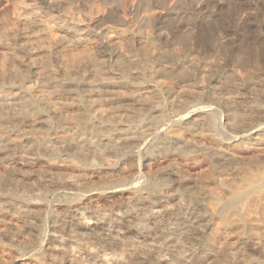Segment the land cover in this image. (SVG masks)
Segmentation results:
<instances>
[{"label":"rangeland","instance_id":"obj_1","mask_svg":"<svg viewBox=\"0 0 264 264\" xmlns=\"http://www.w3.org/2000/svg\"><path fill=\"white\" fill-rule=\"evenodd\" d=\"M263 54L264 0H0V264H264Z\"/></svg>","mask_w":264,"mask_h":264},{"label":"bare ground","instance_id":"obj_2","mask_svg":"<svg viewBox=\"0 0 264 264\" xmlns=\"http://www.w3.org/2000/svg\"><path fill=\"white\" fill-rule=\"evenodd\" d=\"M63 31V30H62ZM70 32H68L67 30H65L64 31V36L65 35H67V34H69ZM71 35H73V34H71ZM68 36V35H67ZM73 38H74V36H73ZM73 43V41L72 40H67L66 42H65V44L66 45H69V44H72ZM262 58L264 59V54L262 55ZM78 66V65H77ZM83 66V65H82ZM81 66V67H82ZM30 67H32V68H34V69H36V71H35V76H37V78H38V80L40 81V82H45V83H51V84H54L55 85V82L53 81V80H51V79H48V78H46L44 75H42V72H41V74L37 71V69H39V66L37 65V67H34V64H30ZM75 68H76V66H75ZM77 68H79V67H77ZM72 70V69H71ZM81 69H78V71H80ZM40 71V70H39ZM68 72H69V70H68ZM68 72H66V74L68 73ZM71 72H74V71H71ZM74 74V73H73ZM95 79L93 80V81H97V82H99L100 84H103L105 81L104 80H102V79H100V78H96V77H94ZM2 108L0 107V123L3 121V114H2V110H1ZM122 136H123V134H122ZM132 137L133 136H131L130 134H128V133H124V143H128V142H130V140H132ZM120 138V137H119ZM256 139V138H255ZM259 141V140H258ZM84 142V141H83ZM110 142L111 141H109V145H107V146H111L112 148H114L115 146V143H114V145H112V144H110ZM135 142V141H134ZM133 142V143H134ZM3 143V142H2ZM82 142H80V144H81ZM103 143H105V142H103ZM107 143H108V141H107ZM257 143V142H256ZM4 144V143H3ZM120 145V144H119ZM125 145V144H124ZM127 145V144H126ZM95 146V145H94ZM93 146V147H94ZM123 146V145H122ZM119 147V146H118ZM109 149H110V147H109ZM243 175H245V174H243ZM250 175V174H249ZM246 176V175H245ZM249 177V176H248ZM257 178H258V176H256V175H253V176H251V177H249V178H247V180H246V183L247 184H250V183H253V182H255L256 180H257ZM261 185V187H263L264 188V182L262 183V184H260ZM229 204H226V205H228V206H232L233 205V201H230V202H228ZM226 205H225V207H226ZM226 207V208H230V207ZM233 207V206H232ZM226 208H224V209H226ZM157 234V233H156ZM155 235V234H154ZM153 235V236H154ZM158 236V235H157ZM115 241V240H114ZM106 246V245H105ZM115 246V245H114ZM111 247H112V245H111ZM113 248V247H112ZM116 248V247H115ZM113 251V250H112ZM139 251V250H138ZM137 253V252H136ZM148 255V254H147ZM151 256V255H150ZM149 257V256H148ZM139 258V257H138ZM151 258V257H150ZM152 258H154V257H152ZM73 259V258H72ZM131 259V258H130ZM136 259V258H135ZM137 260H139V259H137ZM137 260H136V262H137ZM142 260V259H141ZM145 260V259H144ZM155 260V259H154ZM133 261V260H132ZM148 261V260H147ZM157 261V260H156ZM146 262V261H145ZM179 262V261H178ZM143 263V262H142ZM148 263H151L152 264V262H148ZM141 264V263H140ZM146 264H147V262H146ZM159 264V263H158Z\"/></svg>","mask_w":264,"mask_h":264}]
</instances>
